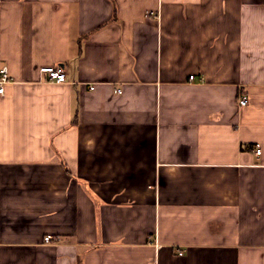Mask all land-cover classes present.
<instances>
[{
  "label": "crops",
  "instance_id": "obj_1",
  "mask_svg": "<svg viewBox=\"0 0 264 264\" xmlns=\"http://www.w3.org/2000/svg\"><path fill=\"white\" fill-rule=\"evenodd\" d=\"M3 66L0 264H264V0H0Z\"/></svg>",
  "mask_w": 264,
  "mask_h": 264
},
{
  "label": "built area",
  "instance_id": "obj_2",
  "mask_svg": "<svg viewBox=\"0 0 264 264\" xmlns=\"http://www.w3.org/2000/svg\"><path fill=\"white\" fill-rule=\"evenodd\" d=\"M40 70L42 72L47 73L48 77H49V79L51 81H55V82H59V83L67 81L66 72L63 69H61V68H58L56 66H43V67H41ZM193 77H194L193 75L190 76V78H193ZM7 82H10L9 75H8V68L6 66H3V67L0 68V95L5 93V84ZM92 88H94V86H92ZM117 91L121 92L122 89L118 88ZM239 102H240L241 105H245L246 102H247V97L246 96H242L239 99ZM256 152L258 154L261 153L260 147L256 148ZM50 239H51L50 235L45 237L46 241H49ZM180 254H182V252H180Z\"/></svg>",
  "mask_w": 264,
  "mask_h": 264
}]
</instances>
